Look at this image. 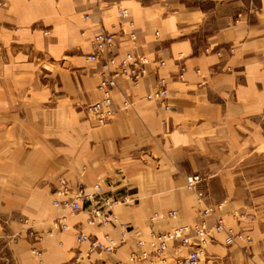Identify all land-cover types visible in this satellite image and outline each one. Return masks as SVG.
<instances>
[{"label":"crops","instance_id":"crops-1","mask_svg":"<svg viewBox=\"0 0 264 264\" xmlns=\"http://www.w3.org/2000/svg\"><path fill=\"white\" fill-rule=\"evenodd\" d=\"M102 30L117 35L111 51L118 60L132 52L151 61L139 85L116 79L118 112L98 126L86 106L103 97V61L88 57ZM160 76L169 80V110L147 99ZM259 160L264 0H0V255L19 264H131L139 250L135 231L149 240L188 225L193 236L200 210L214 205L208 227L221 217L226 230L243 237L228 242L229 233L211 230L198 264H264ZM195 173L206 179L187 190L186 177ZM97 182L131 195L130 204L114 210L119 222L92 224L81 210L70 230L48 234L46 222L60 212L54 188ZM171 210L175 218L152 220ZM24 216L42 234L38 262L23 236ZM122 226L127 240L112 253H88L76 238L82 231L118 239ZM167 251L165 263L150 264H175L189 252L178 241Z\"/></svg>","mask_w":264,"mask_h":264},{"label":"built area","instance_id":"built-area-1","mask_svg":"<svg viewBox=\"0 0 264 264\" xmlns=\"http://www.w3.org/2000/svg\"><path fill=\"white\" fill-rule=\"evenodd\" d=\"M127 15V10L121 11L122 17H127ZM116 36L104 30L97 32L93 40L94 50L88 57L92 62L99 59L103 61V71L99 83V89L103 97L98 102L89 104L87 107V110L95 115L98 126L110 122L118 112L113 108L112 95L113 90L118 85L116 79L118 77H124L139 85L144 76L148 74L147 64L151 61L147 54L137 55L132 52H129L118 60L117 55L111 51L116 41ZM157 63L160 66L166 65L164 60H159ZM183 76V72L177 75L179 79H184ZM168 84L169 80L166 77L160 76L156 88L148 93L147 99L161 100L165 103L169 97ZM130 104V100L125 99L122 107L128 109ZM202 180L203 178L200 174H194L187 177V184L193 188ZM69 194L70 191L66 187L58 188L55 192V204L63 207L65 212L69 211V214H75L81 210L87 211V222L99 226L118 223V218L114 211L115 208L118 205L130 204L133 201L128 192L119 190L111 193L104 190L100 184H94L90 188H78L73 198H69ZM211 211L212 208L205 209L203 212L204 214H209ZM167 215L175 216L176 212L170 211ZM163 216L157 215L156 217ZM67 218L68 214L64 213L60 216L59 221H55V224L58 225L60 222L64 228L68 229ZM214 229L216 232H223L225 230L223 220L219 219ZM188 231V226H180L165 231L153 232L149 240L142 236L140 231H135L134 236L137 238L139 250L131 254V264L165 263L167 249L175 241L179 242L180 247L184 246L189 248L188 254L181 255V257L175 259V264H198L202 256L205 255V246L212 240L213 234L209 232L206 221L196 223V226L193 227L194 236L187 234ZM231 232L230 230L228 231V241L235 240V236ZM127 235V227L122 226V232L118 239L106 235L104 240H100L82 231L77 234V238L79 243L88 244V253H112L126 242ZM117 264L123 263L119 262Z\"/></svg>","mask_w":264,"mask_h":264},{"label":"rangeland","instance_id":"rangeland-1","mask_svg":"<svg viewBox=\"0 0 264 264\" xmlns=\"http://www.w3.org/2000/svg\"><path fill=\"white\" fill-rule=\"evenodd\" d=\"M148 64H149V62H148ZM147 64V65H148ZM184 75V74H183ZM124 78V77H123ZM160 77H158V79H159ZM125 79V78H124ZM168 79V78H167ZM128 80V79H127ZM132 81V80H131ZM158 81V80H157ZM156 85H157V83H156ZM98 88H99V86H98ZM102 93V92H101ZM102 99V98H101ZM100 100V99H99ZM130 100V99H129ZM157 101H159V100H157ZM98 102V101H97ZM131 102V101H130ZM160 102H162L161 100H160ZM95 103V102H94ZM164 105H165V109H170V106L168 105V99L166 100V102L164 103ZM89 105H87L86 106V110H87V107H88ZM131 106H132V103L130 104V106H129V108L128 109H124L123 107H122V110L123 111H125V112H128L129 111V109L131 108ZM88 111V110H87ZM89 112V111H88ZM91 113V112H90ZM93 114V113H92ZM113 120V119H112ZM111 120V121H112ZM110 121V122H111ZM97 122V121H96ZM110 122H108V123H110ZM107 123V124H108ZM104 125H106V124H104ZM258 163H257V165L259 166V168H260V166L261 167H263V169H264V161H257ZM261 173H258L257 175L259 176L258 178H259V184H258V186L260 187V189L261 190H264V182H262V181H264V170H261L260 171ZM195 174H197V173H195ZM201 175V174H200ZM189 176H191V175H189ZM189 176H187V177H189ZM187 177H186V182H185V187H186V189L187 190H192V191H194L195 190V188H196V186H197V184L198 183H200V182H198L193 188L192 187H190V186H188V184H187ZM201 177L203 178V180L204 179H206V177H204L203 175H201ZM205 181V180H204ZM94 184H100V186H102V184L100 183V182H97V183H94ZM94 184H92L91 186H93ZM64 187H66L67 189H69V191H70V194H69V198H73V195L75 194V192H76V190L78 189V188H80V187H75L74 185H63V186H60L59 188H64ZM103 187V186H102ZM58 189V187H56V188H54V192H53V194L55 195V192H56V190ZM104 189V188H103ZM119 190H123V189H117L116 191H108V192H111V193H113V192H117V191H119ZM197 196H198V199H200L201 200V198H203V196H204V194L202 193V192H198L197 193ZM55 198H56V196L54 197V199L52 200V204H53V206H56V204H55ZM56 207H58L59 209H60V212H59V214H58V216H56L55 217V219H52V220H50V221H48V222H46L47 224H45V226L47 227V228H49L48 230V234H52L54 231H55V229L56 230H60V231H67L68 229L70 230V228H71V225H70V222H69V220L71 219V217L72 216H74L75 214H69V211H66L65 212V210H64V208L63 207H61V206H56ZM212 208V211L209 213V214H204V210L205 209H211ZM216 209V206H214V205H211L210 207H206V208H204V209H201L200 210V221H206V224H207V216L208 215H210L211 213H215V210ZM171 211H175L176 212V215L175 216H172V215H167V213L168 212H170V211H166V212H164V213H158V214H154V216L152 217V220H155V218H157L156 216L157 215H159V216H162V215H164L162 218H175L176 216H177V211L176 210H171ZM68 214V218H67V220H66V222H67V224H68V226H69V228L67 229V228H64L63 227V225L59 222V224L58 225H56L55 224V221H59V218H60V216L62 215V214ZM203 216V217H202ZM117 218H118V216H117ZM219 219H221V220H223V218H221V217H218V218H216V222L219 220ZM21 222H22V224H25V227H24V229H23V231H24V234H23V236L24 235H26V237H27V239L30 241V243H31V245H33L34 244V247L33 246H31V248H30V252L33 254V255H35V257H36V259H37V262L38 261H40V258L42 257V250L40 249V250H38L36 247H35V243H39L40 241H41V238H42V234H40L38 231H36L35 229H34V227L36 226V224L37 223H35L34 221H31V220H29V218H27L26 216H24L22 219H21ZM119 222V221H118ZM45 223V222H44ZM198 223V222H197ZM223 223H224V221H223ZM216 224V223H215ZM38 226V225H37ZM182 226H185V225H182ZM186 226H188V225H186ZM196 226V225H195ZM189 227V226H188ZM207 227H208V224H207ZM214 227H215V225L213 226V228L212 229H210L209 227H208V230H209V232L211 233V230H213L214 229ZM225 227V226H224ZM38 228V227H37ZM173 228H176V227H173ZM173 228H171V229H173ZM130 229V228H129ZM137 230V229H136ZM232 231L233 232V230L232 229H228V230H224L223 232H226V233H228V231ZM127 231L129 232V230H128V228H127ZM138 231H140V230H138ZM214 231H215V229H214ZM231 232V233H232ZM194 233V232H193ZM22 234V233H21ZM21 234L20 233H18V234H16L15 235V237L13 236V239H15V240H17V239H20L21 238ZM87 234V233H86ZM89 234V233H88ZM232 235H233V233H232ZM241 237H243L242 236V234H238V235H236L234 238H235V240L236 239H238V238H241ZM76 238H77V234H76ZM247 239L248 240H251V238L250 237H247ZM77 241H78V238H77ZM234 241V240H233ZM228 242H232V241H228ZM180 247V246H179ZM206 247V246H205ZM168 250V249H167ZM188 250H189V248H188ZM206 250V249H205ZM96 253H99L100 255H103V254H106V253H102V252H96ZM167 254H168V251H167V253H166V256H167ZM188 254V253H187ZM0 256H2V257H0V264H19L18 262H16V261H14L12 258H11V256H9L8 255V253L7 252H4V253H2ZM204 259V256H202V260ZM160 263V262H159ZM117 264V263H116Z\"/></svg>","mask_w":264,"mask_h":264},{"label":"bare ground","instance_id":"bare-ground-1","mask_svg":"<svg viewBox=\"0 0 264 264\" xmlns=\"http://www.w3.org/2000/svg\"><path fill=\"white\" fill-rule=\"evenodd\" d=\"M57 206V205H56ZM203 217V216H202ZM69 230V229H68ZM194 236V235H193Z\"/></svg>","mask_w":264,"mask_h":264}]
</instances>
